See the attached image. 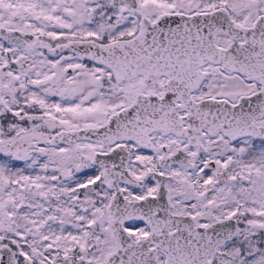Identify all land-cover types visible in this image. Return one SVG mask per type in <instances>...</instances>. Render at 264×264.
Returning <instances> with one entry per match:
<instances>
[{
    "label": "snow or ice",
    "instance_id": "1",
    "mask_svg": "<svg viewBox=\"0 0 264 264\" xmlns=\"http://www.w3.org/2000/svg\"><path fill=\"white\" fill-rule=\"evenodd\" d=\"M0 264H264V0H0Z\"/></svg>",
    "mask_w": 264,
    "mask_h": 264
}]
</instances>
